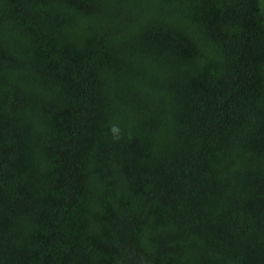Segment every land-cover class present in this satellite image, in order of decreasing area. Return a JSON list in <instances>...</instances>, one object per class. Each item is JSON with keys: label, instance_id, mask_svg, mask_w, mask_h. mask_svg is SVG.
Segmentation results:
<instances>
[{"label": "trees", "instance_id": "1", "mask_svg": "<svg viewBox=\"0 0 264 264\" xmlns=\"http://www.w3.org/2000/svg\"><path fill=\"white\" fill-rule=\"evenodd\" d=\"M0 264H264V0H0Z\"/></svg>", "mask_w": 264, "mask_h": 264}, {"label": "clouds", "instance_id": "2", "mask_svg": "<svg viewBox=\"0 0 264 264\" xmlns=\"http://www.w3.org/2000/svg\"><path fill=\"white\" fill-rule=\"evenodd\" d=\"M112 131L115 133V132H117V131H118V128H117V127H115V126H113V128H112Z\"/></svg>", "mask_w": 264, "mask_h": 264}]
</instances>
